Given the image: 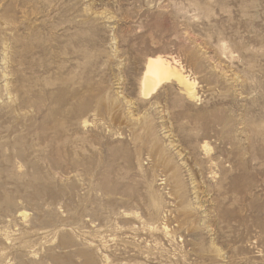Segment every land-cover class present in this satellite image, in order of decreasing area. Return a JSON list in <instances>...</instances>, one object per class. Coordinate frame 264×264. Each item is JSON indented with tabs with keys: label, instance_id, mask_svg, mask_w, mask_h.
I'll use <instances>...</instances> for the list:
<instances>
[{
	"label": "rangeland",
	"instance_id": "374dc122",
	"mask_svg": "<svg viewBox=\"0 0 264 264\" xmlns=\"http://www.w3.org/2000/svg\"><path fill=\"white\" fill-rule=\"evenodd\" d=\"M0 264H264V0H0Z\"/></svg>",
	"mask_w": 264,
	"mask_h": 264
},
{
	"label": "bare ground",
	"instance_id": "6f19581e",
	"mask_svg": "<svg viewBox=\"0 0 264 264\" xmlns=\"http://www.w3.org/2000/svg\"><path fill=\"white\" fill-rule=\"evenodd\" d=\"M190 79L166 58L150 57L145 62L140 80V91L143 96H147L161 83L175 82L183 86L186 91L192 92L193 83Z\"/></svg>",
	"mask_w": 264,
	"mask_h": 264
}]
</instances>
